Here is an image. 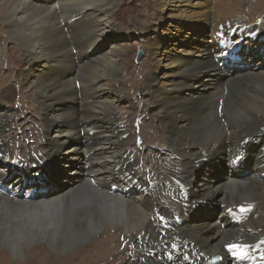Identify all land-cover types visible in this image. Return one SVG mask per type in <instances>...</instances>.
<instances>
[{"label":"bare ground","instance_id":"6f19581e","mask_svg":"<svg viewBox=\"0 0 264 264\" xmlns=\"http://www.w3.org/2000/svg\"><path fill=\"white\" fill-rule=\"evenodd\" d=\"M43 1L4 0L0 6L10 39L19 41L27 54L23 82L44 111L45 161L31 156L23 169L31 177L48 176L58 187H43L31 200H23L21 190L30 189L38 179L25 182L12 171L14 166L0 165V183L7 186L11 178L10 192L15 194L13 198L0 193V230L23 236L22 243L19 236L10 238L15 256L24 254V246L34 239L46 240L59 251L75 252L76 243L114 228L135 245L148 248L146 262L141 257L135 264H209L208 256L217 253L225 256L221 264H229L224 248L234 242L240 244L235 257L247 259V264H264V59L248 68V55L257 59L255 54L264 48L260 37L264 14L254 16L251 4L264 7V0H208L201 10L193 9L200 0L195 4L193 0L149 1L152 20L134 27L148 40L145 56L151 64L146 66L149 84L141 86L139 93L163 124L165 147L157 152H168L174 160L157 169L154 183L140 166L138 154L131 153L128 145L120 152L121 143L114 138L117 135L126 143L129 137L124 128L120 126L121 132L117 128L114 104L139 109L126 95L121 77L126 65L123 47L112 43V48L102 51L121 32L112 20L117 0H48L49 4L40 5ZM169 20L178 22V31L193 20L199 30L189 33L200 44L180 50L184 55L157 52L168 44L158 31L160 23ZM223 30L237 32V39L249 33L240 44V60L233 62L239 75L228 73L217 62L216 35ZM192 54L200 57H187ZM139 80L132 77L133 83ZM212 84L216 87L206 90ZM196 85L202 88L192 90ZM238 91L250 94L248 104L229 99ZM6 111L0 109V117H5L0 119V134L10 119ZM9 141L0 135V159ZM253 143L254 154L250 153ZM239 148L255 157L252 169L243 176L236 175L231 165ZM90 153H95L93 159ZM221 159H228L227 164ZM216 162L226 173L218 170L212 182L203 185ZM113 186L121 187L120 196L110 192ZM210 201L223 208L210 211ZM234 211H242L243 219H233L229 213ZM3 236L0 239H6ZM15 241L19 243L12 244ZM111 253L107 246L100 258L82 259L84 264H98Z\"/></svg>","mask_w":264,"mask_h":264},{"label":"rangeland","instance_id":"374dc122","mask_svg":"<svg viewBox=\"0 0 264 264\" xmlns=\"http://www.w3.org/2000/svg\"><path fill=\"white\" fill-rule=\"evenodd\" d=\"M3 1L4 0H0V6L2 5ZM149 1L152 0H117L115 12L112 15V20L114 21L115 25L118 26L117 29L121 30V32H119V34H115V37H112L114 40L113 42L107 41L106 46L102 51L106 52L112 48V43H116V45L123 47V58L125 59L126 65L124 64V73L121 77L125 83V92L127 96H131L130 98L135 100L137 105H139V109L137 111H133V107H129L127 104H114V108L118 113V119H116L118 126L117 128L120 132L123 130L122 128H124L129 133L126 143L119 140V137L115 135V131L110 133L111 135H115L114 138H117L121 143L120 145H117L120 152L121 149L124 148V145H128V149L131 153H135L134 155H136V153L138 154L137 159L139 160V163H141L140 166L142 169H144L145 173L147 171V175L150 180L149 182L154 183V181L157 180V178L154 176L157 172V169L159 167L168 166V162L172 165V161L174 160L168 152L166 153L169 157L165 152L163 155L157 152L158 150L165 147L166 136L162 131L163 124L162 121L158 119L159 116H156V111L151 109L152 105L150 101L145 100L142 102L140 99L142 93H139L141 91V86L143 87V85L149 84V80L147 78L149 73L146 66H151V64L150 61H147V56H145V47L148 44V40L136 32L134 27L141 26V23L146 22V20H152V18H150V14L152 15L153 11H148L150 8ZM198 1L199 0H193V3L195 4ZM205 1L208 5V0H200L199 4L194 6L193 9L201 10L202 8L200 6L205 4ZM39 4L47 5L49 4V1L45 0L43 2H39ZM176 5H179V3L177 2ZM64 6L65 5H63L62 8ZM251 6H253L252 10L254 11V16H261L264 14L263 6L259 7L257 3L254 5V2L251 4ZM71 8L74 9L73 6ZM181 8L185 9V7ZM248 9L249 8H247V10ZM144 11H146V13ZM1 13L2 11L0 9V109H4L6 111L9 108L11 111H13V113L9 115L6 111V116H10V119L8 120L6 126L1 130V137L6 140L10 139V141L8 148L6 149L5 157L0 159V165L5 164L9 168L12 164L14 165L19 162V165H24L26 162L28 163L31 156L40 161H45L44 156L47 152V145L45 143L46 133L43 122L44 111L40 108V103L32 89L23 82V71L27 68L25 59L27 54L19 41L10 39V35L8 34L7 29H5L6 26L3 21L4 15ZM171 23L172 22L170 20L167 24H165L163 21L159 26L158 32L164 34L163 38H165V40L168 42V44L162 45L158 50L156 49L157 52L161 53V55L173 56L175 53L184 55L183 52H186L190 50V48L196 47L197 44H200V42H197L196 40V35L192 32L189 33V31L193 28L199 30L198 24H195L193 20L186 21L182 27V30L179 31L178 22H173L170 26ZM263 23L264 15L261 17V24ZM151 35H153V37L155 36L154 38H156L155 34ZM171 46H174V48L171 49ZM78 49L80 48L78 47ZM180 50H183V52L181 53ZM62 51L64 52V50ZM194 51L197 50L195 49ZM219 53L220 52H218L217 57L219 56ZM187 57L197 58L200 56H195V54H192L188 55ZM260 59L261 56L257 57V59H255L256 63H258ZM135 76L140 78V80L139 82L133 83L132 77ZM193 82L195 83L196 81ZM137 83H139V85ZM212 85L213 86H211L209 89H206V87L205 89L213 90L216 87V84ZM198 88L202 87L196 85L195 88H192V90H196ZM79 91L80 89H78V92ZM90 96L93 95L91 94ZM249 97V93L245 94V92L238 91L235 96H232L229 99H237L240 101L239 103L237 101L238 104L245 105L249 103ZM91 99L93 100V98ZM88 107L89 105L84 106L83 113L88 109ZM242 108L246 107L241 106L239 109ZM0 119H5V117L1 116ZM149 125L153 128L152 130H150V128H146ZM149 131L152 132V135L155 138L153 141H156L157 143H153L150 140L151 136L148 137V135H150ZM90 157L93 159L95 157V153H90ZM222 160L226 161L227 159H221L220 161ZM100 164L101 162H99L98 165ZM218 164L219 162H216L213 164V166ZM17 168L22 170L18 171ZM17 168L12 167V171H14L16 175H20V177H22L25 182H33L32 177L28 173L27 169L20 167ZM118 168L119 166L117 169ZM247 168H250V166L248 165ZM16 169L17 171H15ZM218 170L220 169H212L210 173H207L208 176L206 175L202 180L203 185L210 184L212 179L217 176ZM221 171L224 174L226 173L223 170ZM224 174H221V176ZM202 176L203 175L199 176V178ZM47 179H49L48 176ZM131 183L135 184L133 180H131ZM113 194L120 196V192H114ZM208 204L211 207L210 211L218 212V210L223 208L222 205L217 206L211 201L208 202ZM222 222L223 219L219 221V224H222ZM18 226L21 227L22 224L18 222ZM110 229L111 230H108L109 232L116 231L114 228ZM100 231H102V229ZM242 231H244V228H242ZM248 231L250 232V230ZM12 232L13 231L2 232V230H0V236L4 235L3 237H6V239H0V264H84L82 259L84 256L87 255L88 258H100L103 253L107 251V246L112 249V253L106 259L98 261V264H135L137 260H141V257L145 259V262L147 260L146 254L148 252V248L140 247L130 242L129 236L125 235L123 231H116L114 232V235L112 232L108 233L103 231L98 234H92L87 237L86 241L83 240L79 243H76V245H78H75V248L79 249L75 252L74 250L70 252H68L69 250L59 251L56 247L50 246L51 243L46 240L34 239L24 246V254L18 253L17 256H15L12 248L9 247V243H11L10 238H15L14 240H16L19 236L20 238L18 240L22 243L23 236L20 233ZM119 232L120 234H118ZM47 242L49 244H47ZM15 243L19 242L15 241L12 244ZM138 255L139 258L137 259Z\"/></svg>","mask_w":264,"mask_h":264}]
</instances>
